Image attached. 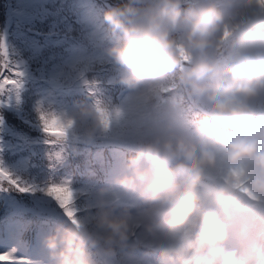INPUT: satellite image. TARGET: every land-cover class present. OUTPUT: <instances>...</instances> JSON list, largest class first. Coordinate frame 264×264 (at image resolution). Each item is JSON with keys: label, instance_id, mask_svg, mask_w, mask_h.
I'll list each match as a JSON object with an SVG mask.
<instances>
[{"label": "clouds", "instance_id": "clouds-1", "mask_svg": "<svg viewBox=\"0 0 264 264\" xmlns=\"http://www.w3.org/2000/svg\"><path fill=\"white\" fill-rule=\"evenodd\" d=\"M92 49L65 69L85 99L36 105L48 167L109 143L123 171L39 182L59 218L30 264H264V0H120Z\"/></svg>", "mask_w": 264, "mask_h": 264}, {"label": "trees", "instance_id": "trees-1", "mask_svg": "<svg viewBox=\"0 0 264 264\" xmlns=\"http://www.w3.org/2000/svg\"><path fill=\"white\" fill-rule=\"evenodd\" d=\"M118 2L120 0H72L68 3H60L62 10L58 14V21L60 23L65 21L67 28L72 32L68 33L70 41L66 47H56L57 57L53 59L48 57L49 62L44 64V71L49 78L46 79L42 87L53 89L54 94L59 93L60 99L65 100L70 106L85 99L83 90L78 82L64 77L65 89L60 90L57 88L52 82L55 68L58 63H62V67L67 68L70 63L92 54L83 56L79 51L81 50L80 46L83 45L85 50H92L93 34L100 28L103 9L108 4ZM10 3L11 0H0V38L4 39ZM13 37H9L6 43L10 46L12 57L25 72L27 68L26 60L21 58L18 50L14 49L18 45H16L17 40L15 37L13 40ZM77 38H79V41L76 42ZM81 39L83 44L80 42ZM41 42L43 43V41ZM60 51L63 54L62 58L59 57ZM2 63H4V59L0 54V64ZM62 67L58 66L57 70ZM31 68L34 74L39 77L41 65L37 62H31ZM0 71H3L5 77L11 75L6 69H0ZM119 94H121L119 85L106 88V95L108 96L115 98ZM35 108L33 100L26 99L21 101L18 107L0 109V116L3 117L6 127V132L3 134L4 143L3 150L0 151V159L22 177L32 182H42L52 175L46 158L47 146H35L33 144L35 150L42 152L41 156L32 151L28 153L22 142L23 140L16 132V130H19L23 135L43 139V133L38 127L39 122ZM16 109L18 112H16ZM26 118L32 121L33 126L26 122ZM32 141L36 142L34 139ZM76 148V153L70 154L59 166V177L71 178L78 186H90L109 184L114 175L123 171L124 151L122 146L96 143L92 145L78 144ZM44 171H48V173L42 174ZM11 195L15 197V200L6 201L0 198V245H3L5 251H7L17 244L16 258L28 256L31 260L37 262L45 260L46 252L41 241L43 236L52 230L55 221L59 218L57 209L51 208L44 212L28 211L31 203L24 198V194L13 192ZM36 250L39 251V258L36 255ZM2 263L0 262V264Z\"/></svg>", "mask_w": 264, "mask_h": 264}, {"label": "rangeland", "instance_id": "rangeland-1", "mask_svg": "<svg viewBox=\"0 0 264 264\" xmlns=\"http://www.w3.org/2000/svg\"><path fill=\"white\" fill-rule=\"evenodd\" d=\"M69 1L72 0H11L9 4L10 10H8L9 18L5 29V41L8 42V38H12L13 36L17 40L16 45H18V47H14V49L18 50L21 58H24L27 63V68L23 77L21 101L31 99L35 107L38 102L45 105L51 104L56 107H72L65 100L60 99L59 93L54 94L53 89L42 87L46 79L49 78L44 71V64L49 62L48 57L52 59L57 57L56 47H66L70 41L68 33L72 32V30L67 28V23L65 21L63 23L58 21V14L62 10L60 3H68ZM41 41H43V43ZM77 41H79V38L76 39V42ZM80 42L82 43V39ZM80 47L81 50L79 51L83 56L93 53V49L85 50L83 45ZM26 51L29 52L25 53ZM59 57H63L62 52ZM31 62H37L41 65L39 77L34 74L31 68ZM58 66L62 67V63H58L56 66L52 82L57 88L63 90L66 87V82L63 81V77L65 79H70V77L65 71L66 67L63 66L60 70H57ZM6 87H10V85ZM16 112H18L17 109ZM26 122L33 126L31 120L26 118ZM16 132L23 140L22 142L28 153L32 151L40 156L42 155L41 151H37L34 148L39 145L44 146L43 139H35L31 137V135H23L19 130H16ZM32 138L36 140V142H33ZM58 171L59 167L55 170V173L51 172V174L59 176ZM47 173L48 171L42 172V174ZM2 264H8V262H3Z\"/></svg>", "mask_w": 264, "mask_h": 264}, {"label": "snow or ice", "instance_id": "snow-or-ice-1", "mask_svg": "<svg viewBox=\"0 0 264 264\" xmlns=\"http://www.w3.org/2000/svg\"><path fill=\"white\" fill-rule=\"evenodd\" d=\"M0 54L7 56V51L4 48L3 42L0 41ZM0 69H6L11 75L5 77L3 71H0V109L14 108L21 104L20 89L23 86V77L25 75L20 64L17 61L11 59H5L4 63L0 64ZM15 77V78H13ZM4 85H14L16 88L15 95L10 91L8 92L7 100L3 99V94L8 91ZM6 132L5 122L2 116H0V151L3 150V134ZM55 189L46 188L42 183L18 180H12L9 184H0V198L4 200H15L11 194L16 192L18 194H24V198L29 200L31 206L28 211L44 212L48 209L55 208L52 201L48 198ZM18 202V201H17ZM17 244L5 251L4 246L0 245V262H8V264H30L28 256H22L19 258H13V254L17 253ZM36 255L39 258V251L36 250Z\"/></svg>", "mask_w": 264, "mask_h": 264}]
</instances>
